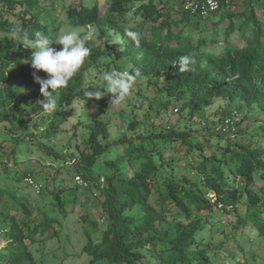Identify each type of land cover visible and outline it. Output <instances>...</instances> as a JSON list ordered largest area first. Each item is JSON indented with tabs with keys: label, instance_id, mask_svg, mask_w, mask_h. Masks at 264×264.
<instances>
[{
	"label": "trees",
	"instance_id": "obj_1",
	"mask_svg": "<svg viewBox=\"0 0 264 264\" xmlns=\"http://www.w3.org/2000/svg\"><path fill=\"white\" fill-rule=\"evenodd\" d=\"M218 1L219 11L205 19L210 28L200 31V22L188 23L197 18L181 6L172 11L164 0H105L103 11L85 0L77 5L0 0V182L16 180L10 187L0 185V264H38L29 247L56 237L60 242L66 206L90 188L98 195L105 228L81 202L77 222L85 237L79 249L85 264H248L241 257L246 231L264 241V120L249 123L264 114V18H259L264 0ZM61 16L73 27L94 29L96 44L87 42L91 54L66 87L49 89L58 107L48 114L33 79V72L41 78L47 73L31 67V50L11 30L40 31L55 39ZM182 22L184 27L174 31ZM127 29L140 34L138 47ZM109 33L118 44L106 42ZM186 54L196 63L192 71L181 72L176 61ZM113 69L139 72L137 107L142 108L149 87L159 96L157 117L177 109L182 121L203 118V131L180 128V120L161 129L131 118L127 131H139L110 140L99 112L72 121L73 107L81 101H110L112 94L101 86L103 74ZM86 86L101 87L103 98H85ZM242 109L237 127L247 124L236 137L215 133L219 121ZM31 147L59 165L57 174L66 169L68 177L53 178L49 196L42 192L52 200L49 209L18 195L15 187L26 178L41 179L19 168L28 164ZM76 176L88 188L77 186ZM68 178L73 185L67 187Z\"/></svg>",
	"mask_w": 264,
	"mask_h": 264
},
{
	"label": "rangeland",
	"instance_id": "obj_2",
	"mask_svg": "<svg viewBox=\"0 0 264 264\" xmlns=\"http://www.w3.org/2000/svg\"><path fill=\"white\" fill-rule=\"evenodd\" d=\"M96 3V5L99 6L100 10L103 11L105 9V0H85V4ZM166 4H169L168 8H172V11L179 10V7H182V4L185 0H164ZM56 2H62L63 3H72L74 5L78 4V0H56ZM94 5V4H93ZM181 13V10L179 11ZM216 15L212 17L213 20L216 19ZM259 18H264V12L261 11L259 14ZM60 19L63 21L56 31V36L59 33L61 29L64 30H75L82 33H87L89 31L82 29L80 27H73L69 24H67L63 20V16L60 17ZM200 22V31H204L208 28H210L209 21L206 20H189L188 23L193 24L194 21ZM137 21L139 19L137 18ZM191 24H189V27L185 29L186 32L191 30ZM144 27L149 28L150 26L144 22ZM184 23H179L177 27H174V31H176L179 28H183ZM190 28V29H189ZM119 40V38L117 37ZM236 38L232 40L235 41ZM91 42L93 45L96 44V38L95 35L92 37ZM60 47H62L60 45ZM123 62V60L120 61V63ZM138 88L134 86L132 91V95L127 99V101L121 105H111L109 102H107V99H104V103L102 105L90 103L86 101H81L79 104H77L75 107H73V120L75 121V118L78 117L82 120H89L92 117H96L97 113L99 112V115L103 118V120L108 122V130L110 133V140H114L121 136L123 132H126L127 134L131 135L135 132H138L139 129L136 131H127L126 127L128 122L131 118L137 119L140 123H144L145 121H149L150 125L153 126H160L162 129L163 127H174L179 124V120L181 121L180 128L183 126H191L193 130H198L199 132L203 131L202 121L205 122L203 118H195V119H185L184 121L181 120L182 114L175 113L172 110L168 111L167 116L157 117L156 116V104L159 100V96L154 97L153 91L149 87L146 89V97L145 102L142 105V108L140 109L137 106H140V100L136 97L135 91H137ZM103 98V97H102ZM153 101L152 107L149 108V103ZM220 104L223 105L222 102ZM233 107H231L232 109ZM240 113V116H243L244 109L238 111ZM253 119H256L257 121L264 120V114H258L254 118L249 120L250 122H253ZM217 123V122H216ZM247 122H243L240 127H237V129H244ZM214 126V125H213ZM170 153L164 152L165 158H169ZM175 155L176 159H182L181 154H173ZM23 156V155H22ZM21 156V158H22ZM27 163L25 166H20L21 172L26 171L29 173L32 177L36 175H40L41 179H35L34 181L40 185V190L37 192L36 190H33L32 187L27 185L26 182L23 180L22 182H16L15 187L17 188L18 195L20 196H31L34 200V202L39 206H45L48 209L51 208V199L50 197H47V191L51 192L53 190V178L58 177V180L64 179L66 176L64 170V173H58L56 170L59 167L57 163H54L51 158H48L46 154L41 153L38 149L35 147H31L29 149V159L27 160ZM66 167L70 168L69 165H66ZM11 176V175H10ZM11 177H6V180L1 184L6 185L7 187H10L14 182L11 179ZM43 178V179H42ZM27 179V178H26ZM46 179V180H45ZM45 180V181H44ZM13 183H12V182ZM16 181V180H14ZM64 185V183H63ZM73 185V182L68 178L65 186H71ZM14 187V188H15ZM44 189V190H43ZM45 191L46 195L42 196V192ZM82 196L78 193L76 198V201L71 204L73 206L72 213H71V205L66 206V210L69 215L63 220V229L61 233L62 240L59 242L58 238H53L47 241H38L34 245H31L29 249L31 250L35 260L38 264H85L88 259L85 255H81L79 252L80 246H83L85 243V237L82 232L81 224L77 222L79 220L77 218V214H79V211L81 210L80 203L85 202V204L88 206L89 214L91 216V219L98 223V226H101L102 229L105 228V222L102 221L104 219L103 214L100 211L99 208V199L96 191L93 188H90L87 192H81ZM49 196V195H48ZM50 204V205H49ZM2 206L0 205V208ZM33 217L39 218V214L37 212V209H33L32 211ZM53 214H57L56 211H53ZM61 218V217H60ZM251 231V230H250ZM65 235H68L70 238L65 240ZM246 235L244 238L246 240H242V247H243V253L241 257L245 258L248 261V264H264V241L257 238L252 232L246 231ZM38 240V236L36 237ZM229 243L226 244L225 247H229ZM65 248V249H64Z\"/></svg>",
	"mask_w": 264,
	"mask_h": 264
},
{
	"label": "clouds",
	"instance_id": "obj_3",
	"mask_svg": "<svg viewBox=\"0 0 264 264\" xmlns=\"http://www.w3.org/2000/svg\"><path fill=\"white\" fill-rule=\"evenodd\" d=\"M133 43L138 47L140 45L141 36L138 32L127 29L125 32ZM11 35L18 41L22 42L25 49L31 50V67L34 70L47 73L46 78H41L33 72L34 82L39 84L40 92L44 97L41 100L42 108L48 114H52L57 110V99L52 95L51 90H58L66 87L68 82L79 72L85 59L91 54V48L87 46V42L95 35V30L90 29L86 34H81L75 30L61 29L55 39L49 38L40 31H29L23 28H13ZM108 44L116 45L119 40L109 33ZM53 43L62 47L56 49L51 47ZM196 60L191 54L182 55L176 61L179 71L188 72L193 70ZM139 76V72H130L128 70H111L103 74L105 81L104 87L107 93H111L109 104L121 105L127 101L132 95L135 80ZM89 86V85H88ZM88 86L82 88L85 98H94L99 101L105 93L98 89L101 87L93 86V90H88Z\"/></svg>",
	"mask_w": 264,
	"mask_h": 264
},
{
	"label": "built area",
	"instance_id": "obj_4",
	"mask_svg": "<svg viewBox=\"0 0 264 264\" xmlns=\"http://www.w3.org/2000/svg\"><path fill=\"white\" fill-rule=\"evenodd\" d=\"M220 9L218 0H186L182 4V11L188 14L191 18H197L199 20H205L210 14L217 13ZM177 109H174L176 112ZM240 113L237 110H232L229 115L225 116L215 126V132L223 136H227L229 139L236 137L237 126L240 122ZM27 185L36 190H40V185L33 179H25ZM74 182L77 186L82 188H88V183L81 177L76 176Z\"/></svg>",
	"mask_w": 264,
	"mask_h": 264
},
{
	"label": "bare ground",
	"instance_id": "obj_5",
	"mask_svg": "<svg viewBox=\"0 0 264 264\" xmlns=\"http://www.w3.org/2000/svg\"><path fill=\"white\" fill-rule=\"evenodd\" d=\"M186 1V0H185ZM216 133V132H215Z\"/></svg>",
	"mask_w": 264,
	"mask_h": 264
}]
</instances>
